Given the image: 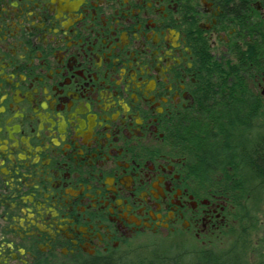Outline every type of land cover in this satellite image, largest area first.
<instances>
[{
	"label": "flooded vegetation",
	"instance_id": "af4514ba",
	"mask_svg": "<svg viewBox=\"0 0 264 264\" xmlns=\"http://www.w3.org/2000/svg\"><path fill=\"white\" fill-rule=\"evenodd\" d=\"M252 46L264 0H0V264H264V71L233 157L188 147Z\"/></svg>",
	"mask_w": 264,
	"mask_h": 264
},
{
	"label": "trees",
	"instance_id": "16d2710c",
	"mask_svg": "<svg viewBox=\"0 0 264 264\" xmlns=\"http://www.w3.org/2000/svg\"><path fill=\"white\" fill-rule=\"evenodd\" d=\"M263 52L264 50L262 48L260 49L252 46L247 55L240 56L241 62L239 64H230L228 69L225 68L222 70L225 71V75L218 83V91L226 93L229 92L230 94L218 105V108H220L221 111L217 114L218 121H216V124L218 132L214 135V137L206 136L204 138H199L197 133L194 131L189 132L190 138H188V140L191 145L188 146L189 149L193 153L200 151L203 162L206 165H223V158H232L233 154L228 151L230 148V144L228 142L234 140L236 138L235 134L242 130L240 125L247 124L250 126L251 130H253L252 126L257 124L255 118L261 116L258 112L261 106L255 105L252 99L245 100L244 98L234 94L252 92V89L248 87L245 77L250 75L253 78L254 75L260 74L261 71H264V62L261 60L260 56L263 55ZM248 71L249 73L246 74ZM229 77H233V79L229 81ZM209 117L212 118L213 115H210ZM263 122L264 121H259L258 124H262ZM209 123H211V121H209ZM204 133L207 134L205 131ZM199 140L203 141V144H198L197 146ZM247 148L248 156L246 155L244 157L246 158L243 163L244 168L241 169L242 165L240 163L239 168L241 171H247L249 173V180L251 185H254L253 187L264 188V155L262 153L264 151V147L252 146L250 143V146ZM164 259L159 256V258L155 260L154 264H165L164 262L166 261H164ZM204 261L205 262L201 264H207L209 259H204ZM169 264L179 263L171 258ZM183 264L187 263L183 261Z\"/></svg>",
	"mask_w": 264,
	"mask_h": 264
},
{
	"label": "rangeland",
	"instance_id": "374dc122",
	"mask_svg": "<svg viewBox=\"0 0 264 264\" xmlns=\"http://www.w3.org/2000/svg\"><path fill=\"white\" fill-rule=\"evenodd\" d=\"M224 239H227V238H224ZM225 244V242L223 243V245Z\"/></svg>",
	"mask_w": 264,
	"mask_h": 264
}]
</instances>
